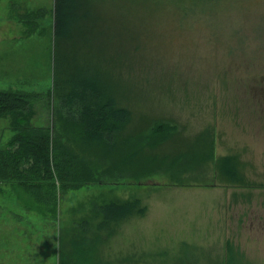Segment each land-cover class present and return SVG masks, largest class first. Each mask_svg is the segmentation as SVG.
Instances as JSON below:
<instances>
[{
    "label": "rangeland",
    "instance_id": "rangeland-1",
    "mask_svg": "<svg viewBox=\"0 0 264 264\" xmlns=\"http://www.w3.org/2000/svg\"><path fill=\"white\" fill-rule=\"evenodd\" d=\"M86 8L84 72L106 74L134 122L162 126L161 137L147 131L148 141H161L147 152L159 160L116 187L69 192L56 214L29 209L20 188L1 182L0 264H58L60 232L92 204L134 198L145 214L118 225L100 259L226 264L230 252L236 264H264V0H88ZM40 9L26 36L23 15ZM0 37V90L30 94L43 126L53 94V0H1ZM6 120L0 146L13 135ZM225 156L235 157L233 177L218 168ZM88 162L97 172L103 165Z\"/></svg>",
    "mask_w": 264,
    "mask_h": 264
},
{
    "label": "trees",
    "instance_id": "trees-1",
    "mask_svg": "<svg viewBox=\"0 0 264 264\" xmlns=\"http://www.w3.org/2000/svg\"><path fill=\"white\" fill-rule=\"evenodd\" d=\"M87 1L53 0V94L47 123L35 124L30 94L0 90V119H7L13 131L0 146V182L20 188V199L32 201L28 208L42 215L56 214L58 202L69 192L116 187L122 183L116 179L148 174L159 160L147 152L161 141H148L147 131L161 137L162 126H150L144 119L134 122L129 102L122 101L117 85L106 74L84 72ZM44 12L23 15V34L36 32V21ZM89 159L103 164L99 172ZM217 165L228 177L234 176V156L223 157ZM145 212L146 206L137 198L92 204L85 217L60 232L58 264H112L100 259L98 249L123 221ZM227 259L226 264H236L232 253Z\"/></svg>",
    "mask_w": 264,
    "mask_h": 264
},
{
    "label": "crops",
    "instance_id": "crops-1",
    "mask_svg": "<svg viewBox=\"0 0 264 264\" xmlns=\"http://www.w3.org/2000/svg\"><path fill=\"white\" fill-rule=\"evenodd\" d=\"M14 38L12 37L11 38V40H13ZM5 41H7V39L6 38H4V37H0V43L1 42H5ZM0 48H1V46H0ZM2 49V48H1ZM4 120V119H3ZM7 121V120H6ZM3 126V125H2ZM2 126H0V127H2ZM7 128H8V122H7ZM10 139V138H9ZM1 183V182H0Z\"/></svg>",
    "mask_w": 264,
    "mask_h": 264
},
{
    "label": "water",
    "instance_id": "water-1",
    "mask_svg": "<svg viewBox=\"0 0 264 264\" xmlns=\"http://www.w3.org/2000/svg\"><path fill=\"white\" fill-rule=\"evenodd\" d=\"M138 185H143L142 183H138Z\"/></svg>",
    "mask_w": 264,
    "mask_h": 264
}]
</instances>
